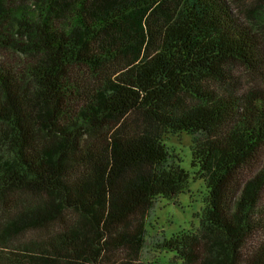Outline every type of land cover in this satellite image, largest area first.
<instances>
[{
    "label": "trees",
    "instance_id": "trees-1",
    "mask_svg": "<svg viewBox=\"0 0 264 264\" xmlns=\"http://www.w3.org/2000/svg\"><path fill=\"white\" fill-rule=\"evenodd\" d=\"M21 1L0 0V264H141L154 203L197 180L198 229L156 248L264 264V87H228L264 78V0Z\"/></svg>",
    "mask_w": 264,
    "mask_h": 264
},
{
    "label": "rangeland",
    "instance_id": "rangeland-1",
    "mask_svg": "<svg viewBox=\"0 0 264 264\" xmlns=\"http://www.w3.org/2000/svg\"><path fill=\"white\" fill-rule=\"evenodd\" d=\"M248 0L246 5H249ZM21 4L28 3L33 5L29 0L21 1ZM264 38V32L262 34ZM264 53V40L263 47ZM19 56H13L8 52H0V61L17 64ZM264 62V58H263ZM264 64V63H263ZM260 66V65H259ZM264 73V66H260ZM230 76V89L234 88L236 95H243L251 89L264 87V78L259 77L254 71L245 69L241 65H234L228 69ZM216 89L218 84L215 83ZM224 90L220 88L222 93ZM165 144L178 156L181 160V166L190 171V146L192 138L187 134L164 135ZM170 150V151H171ZM253 171V170H252ZM249 167L245 168L243 174L252 177ZM257 174V172H255ZM205 187L202 181H191L189 188L182 194L178 195L174 200L159 199L154 203L147 217V231L145 246L140 254L141 264H180L169 253L161 252L156 248V244L160 243L163 237L167 239L184 232H196L199 227V218L203 209V196ZM32 234L20 236L9 243L7 250H13L20 247L25 241L29 240ZM264 234L257 237L256 240L262 238ZM250 251V247L248 248Z\"/></svg>",
    "mask_w": 264,
    "mask_h": 264
}]
</instances>
